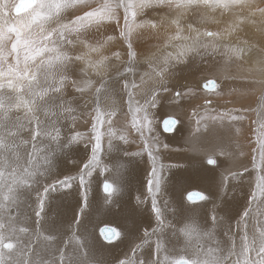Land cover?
<instances>
[{
    "label": "bare ground",
    "instance_id": "1",
    "mask_svg": "<svg viewBox=\"0 0 264 264\" xmlns=\"http://www.w3.org/2000/svg\"><path fill=\"white\" fill-rule=\"evenodd\" d=\"M96 1L98 3L103 2V0ZM254 2L257 6L264 7V0H254ZM121 10L124 12L122 8L118 9V15L122 14ZM172 10L173 9H170V11ZM195 11V16H197L196 20L190 16L192 10L187 12L189 23L193 28H199L201 32L205 30L214 32L222 31L234 22L239 24L237 30L231 33L226 39L220 41L215 50L223 54L220 62L225 65L226 69H229L231 61L226 54L227 50L225 45L245 47L244 42L247 41L248 46L245 47V51L240 57H236V59L239 64H246L249 78L251 80L246 86L254 81L256 84L254 89H257L259 86L263 87L260 83H257V81L264 79V76H261L257 71H249V69H254L256 61L264 56V33L261 31L264 18L257 14L253 17L256 21L255 24L247 21L240 23L237 18L241 15L247 16L248 13L246 10L241 12L239 9L233 11H222L221 9H217L215 12H211L209 9L201 7L195 9ZM71 12L73 11L66 9L62 13L63 22H67L71 19L67 18ZM173 16L174 13L170 17L165 16L164 13H162L157 17L150 18L149 20L156 21L167 20L169 25L164 22L161 27L156 30L142 28L138 29L133 34V50L135 51L137 58V54L141 53V41L143 39L148 40V38L152 37L153 39L160 41L162 45L155 50L153 55L160 53L162 54V57L166 56L168 53L176 56L179 48L174 47V45L179 46L191 42L172 40L169 43L168 37L175 35L176 32V26L170 23ZM204 16H211L212 19L203 20L202 22V17ZM182 19L181 23L187 22L184 17ZM106 22L108 23L107 31L101 36V39L106 40L99 42L103 43L107 41L108 37H114V39L107 41L105 48L103 49V54L109 56L113 61L112 64L108 66L106 74L103 76L104 81L113 80L112 75L118 62L119 66L127 65V54H122L123 48H127L123 45L126 41L124 39H119V31L117 30L118 26H115L114 21ZM140 22L142 21L137 18V23ZM96 29L97 26H92L81 38L88 39L89 37H92L94 33L91 30ZM73 35L75 34L73 33ZM182 35L188 37L194 36L195 33L190 32L188 27H186ZM212 39L213 38L201 36V46L198 47H202L204 50L206 47H203L202 45L208 44ZM88 40H90L91 43L97 42L91 39ZM257 42L259 45H257ZM65 46L71 50V55L73 57L80 54L82 51H86V49L82 48L78 42ZM259 46L260 50L258 48ZM112 52L120 53L121 58L119 61H116L111 57ZM153 55L148 54L143 58L150 62ZM184 57H186V55ZM92 58L94 60L97 59V54H92ZM75 66L76 63L75 60H73V62L69 63L67 68L69 75L67 85H70L71 87V81L75 79L85 78L98 82L95 80L101 78L92 71H89L87 76H85L84 72L81 71V68L84 66L83 62L78 65L77 69H75ZM183 67L184 65L182 63H176L170 68L167 67V71L164 73L163 78L164 76L169 75V73L172 74V77L177 76L176 74L179 70H182ZM168 68L170 69L169 71ZM233 72L234 71H229L230 75L223 72V77L219 79L218 83L217 80H214L216 82L215 88L218 87L219 93L221 92L219 88L223 87V89H221L223 90L222 93L225 90L224 81H227L228 83L233 82V79L230 78ZM122 74H126L128 80L132 83L133 79L131 74L125 73L124 71ZM194 74H196V68L193 70L191 77L187 78L193 85L196 84L195 82H192L194 81ZM158 80V85L165 86L161 78L158 77ZM208 81L213 80L202 81L200 83V88H203V90L214 91L215 88L210 89L205 87ZM175 85L176 84H173L171 89H175ZM107 87L108 90H114V84L107 85ZM160 88H162V86H160ZM73 90H75L74 87H72V90H64L63 96L73 109L76 106L75 100L79 101L80 104L77 105V109L82 113L81 117L75 119L72 112L71 115L65 116L59 120L57 124V127L60 129L59 144L48 140L44 141L49 147V159L51 161V163L46 166L45 174L36 177V182L32 185L31 189H22L19 193L16 205L10 209L14 215H18L21 226L29 229V233L25 234L23 237L24 240L35 241L31 257L34 264H39L40 261H53L58 259L57 250L61 248H64L66 253H73L81 242L84 247L80 251L88 253V260L91 264H119V261L121 260H131L134 264H140L141 261H143L144 264H152V262L157 259L162 261L166 254L178 257L179 255L186 254L185 250H187V253H191L197 244L205 249L212 248L217 250L216 254L219 257H228L229 253L233 251L234 243L235 255L230 257L231 264H234V261L237 258H242L239 254L242 251L245 232L243 227L244 222L241 220V217L244 211L249 209L251 193L255 190L258 177H264L262 175L264 174V160L261 158V148L260 146L258 147V151L255 153V156L250 157L249 162L248 156L246 157V124H248L246 118H248L249 115L248 113L238 114L236 111H233L234 109H225L227 115L207 112V116L201 122L203 127L202 132H194L191 126L192 124L186 121L185 116L187 115L188 107L195 104L194 102L191 103L192 98L187 99L184 96H182L180 104L166 107L165 105H161L165 96L160 95L156 98L154 103L152 102L142 110L143 117L146 112L148 121H150V123H145V127L148 128L149 131L156 127V118L167 114L168 116L176 115L180 122L182 121L187 125L185 128H180L171 134L169 133L172 130L164 131L163 133L161 124L162 118L158 125L162 131H160L162 134L159 132L161 137H158L156 132L153 134L152 143L155 146L159 145L155 141V138H157L158 141L161 140V147L173 146L180 152L176 150L175 155H173L172 152L168 155L159 152L158 156L156 151L150 150L151 148L149 149L146 145L147 149L138 152V150H136L138 146L137 142L134 141L133 145L130 144L132 143L133 138L130 139V137H125V139H120L121 136H124L125 131H120L116 125L115 128H111L105 132V135L101 140L103 144L102 150L99 153V159L103 160L102 165H107L110 170L107 175L109 176L108 178L111 179L114 189L111 192V195L107 194L104 189L103 191L107 195L104 196L101 193H98V188L101 187L103 183L102 181L99 184L100 177L98 180H93L89 175L85 178L84 186H81L79 176L78 181H75V179L72 180L71 188L65 189L59 184H56L55 190H50L47 194L44 211L41 212L40 217H37L35 212L39 210L38 193H43L44 186L54 184L56 181L62 180L66 176L69 177L74 169L79 171L86 159L90 156L89 154L92 152V147L94 145V142H92L91 146L84 145L85 142L83 140L77 139L68 147H64V145L68 144V141L75 136L76 121H83L84 124L79 127L83 126L82 128L86 129L88 126V123L84 121V119L87 118L84 108L89 107V103H84L81 99L84 98V96L82 94H74ZM140 90L142 89L140 88ZM247 91L248 90L242 92L239 91L240 95L237 97L243 98L240 100L239 104L242 105H240L241 107L245 108ZM143 94L146 95L147 93L143 92ZM210 94L214 93L210 92ZM218 94L215 95L216 99H218ZM248 94L253 96V98H250L247 101L248 105L251 106L254 104L253 110L258 117V126H261V123L264 120V116L262 117V114H264V90H249ZM67 95H70V97H66ZM74 96L75 98H72ZM88 96L89 94L86 96L87 99ZM116 105L119 106L118 103ZM153 105L157 107L155 112H153V110L150 111ZM117 106L111 104L112 109L116 112L118 111ZM132 107L133 104H129L130 110ZM216 110L217 112L223 111L225 114L224 109L220 110L216 108ZM212 117H215L216 119H212ZM40 118L41 120L45 119L43 114H40ZM116 118L120 124L117 115ZM89 129L92 131V125L89 126ZM110 132L114 133V135H110ZM22 135L25 139L29 138V133L27 131L23 132ZM262 136L264 137V134ZM260 141L258 145H260ZM109 142H111V147L109 146ZM28 150H31L30 147ZM163 150L164 149H162V151ZM189 150L190 152L188 153ZM133 152L136 154L133 155V158H129L132 156L130 154ZM220 152H223L224 155H220ZM149 153H151V155ZM210 154H216L219 157H216L217 165H215V167L206 165V158ZM138 158L145 161L147 165L146 168H149L152 164L156 169V173H161L160 176L162 174L164 175L159 178L160 185L165 181L163 183L164 188L161 187V190L163 188V191H158L160 200L156 196L154 184L152 185V191H149V181L153 180V172L150 173L152 174L151 176L147 173L142 177L136 175L137 171L134 169L142 170V165H144L140 160H136ZM119 159H126V162L122 165H129L128 167L125 166V168L133 181L138 182V178L140 179L141 185L138 187L140 189L139 191H136L135 184H132L128 189H125L118 183L116 180L117 177H114L115 172H121L119 166H117L119 163L117 160ZM160 159H163L166 163L162 162L158 166L155 164V161H159ZM167 161L177 165H183L184 167H166ZM232 173H235L236 175L233 176ZM94 185L98 188H95ZM190 189H200L208 199L196 206L188 205L185 200L189 193L186 194V192ZM148 191L150 192L152 202L155 197L159 209V205L164 202L160 211L162 219L168 222L171 226L170 229L165 232L166 234L161 232L157 236V241L162 244L164 249L159 256H157L156 253V244L154 245L151 241L147 243L143 242L145 239V230L149 233L153 232L151 229L157 222L156 215L154 214L155 220L154 218L150 219L149 211L146 209V206L148 205ZM160 193L163 195L161 196ZM142 199L144 206H140L141 211L137 216L135 201L137 200L139 202ZM258 203L259 202L257 201L251 204L249 217L258 215L256 211ZM260 211H264V204L260 205ZM151 212L153 215V210ZM213 215L217 218L215 224L211 219ZM260 219L264 220V216H261ZM100 223H105V225H102L101 227L107 226L106 223H112L114 227H116L120 235L115 242L107 244L103 239L102 241L100 240L101 236L99 231L101 227L99 229L97 227ZM186 223H195L201 233L199 240L194 237L191 244H189L185 237L178 231L179 228L183 227ZM247 225L250 227V231H252V224L247 223ZM154 229H157V231L152 237L156 236L160 230L158 224ZM248 231L247 228V232ZM205 233H209L210 235H205ZM45 235H53L56 239L53 242L46 241L43 239ZM37 236L40 237L39 241H36ZM74 236L79 237V242L73 239ZM152 237L150 236L148 241ZM65 242H68L67 247H65ZM137 245H141V247L137 248ZM134 249L138 252L134 253ZM126 255H128L127 258ZM251 255L253 260L258 259L255 252Z\"/></svg>",
    "mask_w": 264,
    "mask_h": 264
},
{
    "label": "snow or ice",
    "instance_id": "2",
    "mask_svg": "<svg viewBox=\"0 0 264 264\" xmlns=\"http://www.w3.org/2000/svg\"><path fill=\"white\" fill-rule=\"evenodd\" d=\"M93 0H0V264H34L31 259L33 253V245L35 241L24 240V235L29 233L27 227L21 226L18 215L11 212V208L16 205L19 193L22 189H31L36 182L38 175L45 174L46 166L51 163L49 159V147L44 143L45 140L59 144L60 129L57 127L59 120L65 116L71 115L74 109L70 103L64 99L63 92L69 81L67 68L69 63L82 61L83 67L81 71L87 76L89 71L95 72L101 79L94 82L91 79L82 78L80 80H72L71 85L77 93L82 95L91 94L94 98V111L96 115L93 117L94 123L92 130L96 133L94 139L95 144L92 147V156L88 163L84 164L79 177L81 186L85 184V175L91 174L93 166L99 163V152L102 150L101 134L98 132L97 125L103 126L101 112V99L106 97L108 87L103 80L106 70L112 59L103 54V49L107 41H111L114 37H108L107 41L90 43L86 38L82 39L89 28L93 25L99 27L105 21H116L119 23L120 17L118 9L124 10V26L120 31V36L127 43V56L129 63L121 65L125 73L134 72L132 61L136 58L133 50L132 36L142 28L158 29L165 22L164 20L142 21L137 23V17L141 15L146 8L167 7L174 9V16L170 23L176 26L175 35L168 37L169 43L172 40L191 41L184 43L178 47L175 59L183 58L187 53L195 51L200 45V37L206 36L213 38L203 47L216 48L218 43L226 39L231 33L235 32L239 27L238 23H233L222 31H200L199 28H193L188 25L190 32H194V36H183L184 29L181 27V20L185 13L189 10L206 8L211 12L217 9L222 11H233L235 9L247 11L248 15H241L237 19L240 23L251 22L256 23L253 19L257 14L264 18V7H259L254 0H103L92 7ZM69 8H79L82 15H76L74 19L63 22L62 13ZM14 14V15H13ZM211 16L202 17L203 20H210ZM264 33V21L261 27ZM75 34L73 39H69L71 34ZM79 43L86 51H82L75 57L68 54L62 47L63 43L69 45ZM245 47L248 42H244ZM226 54L229 57H240L245 51V47L228 46ZM97 54V59L92 58V54ZM111 57L116 61L120 60L119 52H112ZM173 55L168 53L162 59V66L153 69L157 77L163 78L167 71V65ZM151 66V65H150ZM118 73L119 68L115 69ZM249 71H257L264 76V56L256 61L254 69ZM143 79V78H141ZM264 86V79L257 81ZM98 84V86H97ZM163 86V85H161ZM124 87H128L125 82ZM133 88L139 87L132 84ZM206 88H215L216 82L208 81ZM165 90H167L165 88ZM130 98H131V94ZM180 93H177L179 96ZM153 103L155 96L153 95ZM142 108H137L139 112ZM40 114H43L44 120H41ZM109 116L115 115V111L108 112ZM212 119H216L212 117ZM112 123L111 120L108 121ZM145 123H150L147 114L142 120H137L133 116L132 125L137 128L143 135L142 127ZM176 121L169 119L164 122L165 128H171ZM200 121H197V129L199 132ZM207 127V126H205ZM264 129V124H261ZM29 133V138L25 139L23 132ZM239 131V130H237ZM114 135V133H109ZM80 133L72 137L68 144L75 142ZM120 139H125L121 136ZM111 147V142H109ZM30 147V151L28 150ZM261 158L264 160V140L260 141ZM23 151V154H22ZM151 155V153H149ZM220 155H224L220 152ZM209 164H216L217 161L211 156L207 161ZM156 175V169L153 168V176ZM235 176V173H232ZM74 177H64L62 180L56 181L51 185L43 188V193H38V208L35 212L37 217L41 216L44 211L45 199L50 190H55L56 184L62 188H71ZM158 189V182H157ZM104 190L111 195L114 190L113 186L105 183ZM149 191H152V181H149ZM190 202L197 200L203 201L208 199L203 193H190L187 197ZM86 200V197H85ZM259 202L257 205V219L253 226V232L249 237L247 232V218L250 215L251 204ZM264 204V177H258L255 190L251 193L249 209L245 210L241 220L244 222L243 247L239 254L242 258H237L234 264H264V220L260 217L264 216V211H260V205ZM152 210L156 214L158 228L164 225V220L160 209L157 207L155 197L153 198ZM213 223L216 222V216L211 217ZM157 229H153L150 234L147 230L144 232V243L148 242V238L154 235ZM191 244L195 237L199 240L201 233L195 223H186L178 230ZM101 235L111 243L114 238H118L120 233L116 228L105 227L101 229ZM205 235H210L205 233ZM40 237H36L39 241ZM44 240L53 242L55 236L45 235ZM73 239L79 242V237L74 236ZM68 242H65L67 247ZM83 243H79L78 248L73 253H66L64 248L58 249V259L53 261H40L39 264H91L88 260V253L81 252ZM141 245H137V248ZM235 244L233 243V251L228 257H219L217 250L212 248H203L199 244L191 253L177 256L164 255L163 260H155L152 264H231L230 257L235 255ZM162 244L157 241V256L163 251ZM255 252L258 259H252V253ZM119 264H134L132 261H119ZM140 264H144L143 261Z\"/></svg>",
    "mask_w": 264,
    "mask_h": 264
},
{
    "label": "rangeland",
    "instance_id": "3",
    "mask_svg": "<svg viewBox=\"0 0 264 264\" xmlns=\"http://www.w3.org/2000/svg\"><path fill=\"white\" fill-rule=\"evenodd\" d=\"M97 3L98 2L96 0H93V3L91 6L95 7ZM69 9L72 10L73 12H71V14L67 17L68 19L69 18L73 19L75 15H82V10L79 8H69ZM174 11H175L174 9L172 11H170V9L167 7H164L163 9H161V8H146V9H144L143 13L141 15H139L137 18L140 21H145V20H149L150 18L157 17V16L161 15L162 13H164L165 16L170 17L173 15ZM195 12H196L195 9H193L192 13L190 14V16H192L194 18V20L197 19V16H195ZM123 16H124V12L122 11V14L119 15V17H120L119 23L117 24L116 21H114L115 26H118L117 30L119 31V39H123L120 36V31L123 29V26H124ZM184 19H186L187 22L186 23L182 22L181 27L185 30L186 27H188V25L190 24L187 12L185 13ZM164 21H165V23H167L169 25V22H167V20H164ZM93 26H95V25H93ZM107 26H108V23L105 21L102 25L97 27L96 30H91L94 33V35L92 37H89L88 39H91L94 41L106 40V39H101V36H102V34H104L107 31ZM74 37H75V35L71 34L69 36V39H73ZM82 39H84V38H82ZM88 41L91 43L90 40H88ZM65 45H69V44L64 43V44H62V47L64 48L65 51L68 52L69 55H71V50L69 48H67ZM123 45H125L127 47L126 42H124ZM141 45H142V47L140 49L141 53L137 54L138 58L136 56L135 60L131 62L133 67H134V72L129 73V74H131L132 79H133L132 83H130L126 74H122V72L124 70H123V67L119 66V62L117 63V67H116V68L120 69L119 73L115 70L113 75H112L113 80L105 81L107 85L114 84V90H108L107 96L102 97V99H101V112L104 113V115L102 116L103 126L97 125V129H98L99 133L101 134V137H103L105 135V132L107 130H109L111 128H115L117 125V127L120 131H122V130H123V132L125 131L124 137H130V139L133 138L132 143H130L131 145L134 144V141L137 142L138 146H137L136 150H138V152L142 151L143 149H147V147H148L149 149L151 148L150 150L156 151L157 155L159 154V152L166 153V155H168L170 152H172L173 155H175L176 150L178 152H180L177 148H175L173 146L161 147L162 146L161 140L158 141L157 138H155L156 140L155 139L154 140L159 145L155 146L152 143V138H153L154 132H156L161 137V135L159 134L161 129L159 128L158 125H159V122L162 118L163 119L161 120V124H163L164 120L167 118H172V119L177 121L176 127L169 134L176 132L180 128H185L187 125L184 124L182 121L180 122L179 119L176 117V115L175 116L174 115L168 116V114H167L165 116L156 118V122H155L156 127L150 131L148 130V128L145 127V124H144V126L142 127L143 135L141 134L140 131H137V128L133 127L132 121H133V116H135L137 118V120L143 119L142 110L137 112L136 109L137 108L143 109L146 106L150 105L153 101V95L155 96V100L160 95L165 96L163 98V103L161 105L162 106L165 105L166 107H170V106L180 104L181 100H182V96H184L187 99L192 98L191 103L194 102V104H195V105H191L188 107L187 115L185 116L186 121H188L189 123L192 124L191 126H192L194 132L196 131V129L198 127V125H197L198 120L200 121L199 132L200 131L202 132L203 127H202L201 122L207 116V114H206L207 112H214V113H219L222 115H227L226 110L229 108V109H234L233 111H236L238 114L239 113H248L249 117L246 118L247 122H248V124H246L247 125L246 126L247 127V131H246V136H247V139H246V157L248 156V161L250 162V157L255 156V153L258 151V147L260 146V145H258V143H259L260 139L264 140V137L262 136L264 134V129H262L261 126H258V122H257L258 117L253 110L254 104H252L251 106L248 105L247 101L250 98H253V96H250V94H248V91L249 90H257V89L264 90V86L263 87L259 86L257 89H254L256 87V84L254 83V81H252L253 83H251L250 85L246 86V84L251 81L249 78L248 70L246 68V64H239V62L236 59V56L229 57V59L231 61L230 62V68L226 69L225 65L220 62L221 58L223 57L222 53H220L219 51H216L215 49H212L210 47H206L204 50L202 47H198L195 51H191V52L187 53L186 57H183L179 60L175 59L174 58L175 56H173V59L169 61L167 67L170 68L171 66H173L176 63H182L184 65V67L182 70L178 71V73L176 74L177 76L172 77V74H170V73H169V75L164 76V78H162V80H163L165 86H162V88H160L161 85L160 84L158 85L159 80H158V77L154 74L153 69L155 68V69L159 70L158 66H162L163 57H162V54H160V53L157 55H153V53L155 52V50L160 45H162V43L160 41L155 40L152 37H150V38H148V40L143 39L141 41ZM257 45H259L258 42H257ZM258 48L260 50V46ZM133 49H134V47H133ZM207 49H208V51H207ZM125 53L127 54V48L124 47L122 54H125ZM148 54L153 55L150 62H148V60L143 58V57L147 56ZM138 60H139V62H138ZM81 62L82 61H75V63H76L75 69L78 68V65ZM126 63L127 64L129 63L128 56H127V62ZM169 68H168V71L170 70ZM195 68H196V74L193 75L194 81H192V82H195L196 84L193 85L190 83L191 81H189L187 78L191 77L193 70ZM229 71H234L230 76V78L233 79L232 80L233 82L232 83H228L227 81L223 82L224 88H225L223 93H222L223 90H221V89H223V87L219 88V90L221 91L220 93L218 91V87L215 88L214 91L203 90V88H200V83L202 81H206V80H215L216 81L217 80V83H218L219 79L221 77H223V72H226L229 74ZM141 78H143V79H141ZM228 78H229V76H228ZM100 79L101 78H98L95 81H99ZM75 80H80V79H75ZM125 82L128 83L127 88L124 87ZM133 83L137 84L139 87L133 88L132 87ZM173 84H176L175 89H171V86ZM189 84H190V86H189ZM140 88L142 90H140ZM165 88L167 90H165ZM64 90H72V87L70 85L66 84ZM245 90H248L246 92V108L241 107L242 105L239 104L240 100H242L243 98H237L240 95L239 91L242 92ZM73 92H74V94L80 95V93H77L75 90H73ZM143 92H145L147 94L145 95V94H143ZM210 92H212L214 94H210ZM177 93H180V95L177 96ZM129 94H131V98H130ZM216 94H218V99L215 98ZM83 96H84V98H81L82 101L84 103H86V102L89 103V107L84 108L85 113L87 115V118L84 119V121L86 123H88V126L86 129L82 128L83 126L79 127L80 125H83L84 123H83V121H80V120L76 121L75 136L77 133H80L81 135L77 139L83 140L85 142L84 145H88V146L90 145L91 146L92 142H94V144L96 142L94 139L96 133L93 132V130L91 131V129H89V126H91L94 123L93 117L96 115V112L94 111V107H95L94 102H93L94 98L91 94H89L88 99L86 98L87 95H83ZM66 97H70V95H67ZM72 98H75V96ZM111 102H113V103H111ZM75 103H76V106L74 107L73 114L75 116V119H78L79 117H81L82 113L77 109V105L80 104L79 101L75 100ZM117 103L119 106L116 105ZM111 104H115V106L118 107L117 112L114 110L115 115H113V116L108 115V112L113 111ZM129 104H133V107L131 110L129 109ZM216 108H218L220 110L224 109L225 114L223 111L217 112ZM156 109H157V107L153 105L150 111L153 110V112H155ZM116 115L120 120V124L116 118ZM263 116H264V114H262V117ZM197 117H199V118H197ZM109 120L112 121L111 124L108 123ZM195 120H197V121H195ZM262 123H264V120L262 121ZM145 129H147V130H145ZM162 129H163V127H162ZM164 131H166V130L163 129V133H164ZM146 132H148L149 134L148 133H147L148 135L145 134ZM132 134H134V135H132ZM163 135H165V134H163ZM143 136L145 139L143 138ZM101 144H102V142H101ZM143 147H145V148H143ZM159 149H160V151H159ZM162 149H164V150L162 151ZM189 152H190V150L188 151V153ZM135 154L136 153L133 152L130 155L133 156ZM89 155L90 156L86 159L84 164L89 162V160L92 156V152H90ZM214 157L219 158L216 154H214ZM84 164H83V166H84ZM102 164H103V160L99 159L98 165H95L92 167L90 177L93 180H98L100 177L99 184L103 181L101 187L98 188L96 185H94V186H95V188H98V193H101L102 195L105 196L109 193H107V194L104 193L103 184L105 181H111V179L108 178L109 176L107 175V173L110 171L108 166L105 164L104 165H102ZM206 165H208L210 167H215V165L212 166V165H209L207 163H206ZM83 166L80 168L79 171L74 169V171L70 173L71 175L69 177H74L75 181H78V177L81 174V170H82ZM178 166L184 167L183 165H177V164L171 163L170 161H167V164H166V167H178ZM87 176H89V175H85V178ZM158 179L159 178L156 177V181L158 182V189H157V183L155 181L154 190H155L157 198L160 200L158 191L161 190V185H160ZM111 183H112V181H111ZM93 184H94V182H93ZM191 191L203 193L200 189H190L186 192V194L188 192L190 193ZM160 195L162 196L163 194L160 193ZM187 197H188V195H187ZM142 201H143V199L140 200L138 203L139 208L135 207V209L137 210V216H138V213L141 211V207L144 206ZM203 201L198 200V201H196V203H193V202H190L187 198L185 200V202L188 205H192V206H196L197 204L202 203ZM150 202H151V204H150ZM152 203L153 202L151 201L150 192H149L148 205L146 206V209L149 211L150 219L154 218V220H155V216H154L155 213H153V215H152V212H151L152 211L151 210L152 209ZM163 203L159 205L160 211H161ZM256 219H257V215L256 216H250L247 219V223H251L252 226H254L256 223ZM157 224H158V222H156L155 226H153L151 231L157 226ZM102 225H105V223L98 224L97 225L98 229ZM106 225H107L106 227L116 228V227H114V225L112 223H109V224L106 223ZM252 226H251V228H252ZM170 227H171L170 224L164 220V225L160 228L157 235L153 236V237L151 235L152 238L148 242L151 241L155 245L156 241H157V236L161 232L165 233L167 230L170 229ZM248 230H249L248 235L251 236L252 232H253V228H252V231H250V227H248ZM99 233H100V231H99ZM97 234H98V232H97ZM100 236H101L100 240L102 241V239H103V241L107 244H111L117 240V238H114L113 241L111 243H109L107 240H105L103 238L101 233H100ZM133 252L135 253L138 251L135 250ZM128 255H126V258ZM128 261H131V260H128Z\"/></svg>",
    "mask_w": 264,
    "mask_h": 264
},
{
    "label": "crops",
    "instance_id": "4",
    "mask_svg": "<svg viewBox=\"0 0 264 264\" xmlns=\"http://www.w3.org/2000/svg\"><path fill=\"white\" fill-rule=\"evenodd\" d=\"M176 127V125L173 127V129ZM172 129V130H173ZM158 137H159V135L158 134H156ZM141 156V155H140ZM212 157L213 159H215L216 161H217V158L216 157H214V154H210V155H208L207 156V158H206V162L208 161V158L209 157ZM134 156H130L129 158H133ZM142 157V156H141ZM137 161L138 160H140V162L141 163H143L144 165H142V170H139V169H134L135 171H137L136 172V175H138V177H142L144 174H149L150 176L152 175V174H150L151 172H153V165L151 164L150 166H149V168H146L147 167V165H146V163H145V161L144 160H142V159H140V158H138V159H136ZM117 162H119L118 164H117V166H119V168H120V170H121V172H115L114 173V177L116 178V180L118 181V183L122 186V187H124L125 189H128L132 184H135V187H136V191H139L140 189L138 188V187H140V185H141V182H140V179L138 178V182H135V181H133L132 180V177L130 176V174H128V172H127V170H126V168H125V166H129V165H122V164H124L125 162H126V159H119V160H117ZM162 162H165L163 159H160V161H155V164L156 165H158L159 166V164H161ZM166 163V162H165ZM207 164H209L208 162H207ZM115 165H116V163H115ZM209 165H217V163L216 164H209ZM119 173V174H118ZM160 174L161 173H156V177H158V178H160V177H163L164 175L162 174L161 176H160ZM263 176H264V174H262ZM155 177V178H156ZM153 178V180H154V182H153V180H151L152 181V185L155 183V178L154 177H152ZM159 180V179H158ZM165 181H163V183H164ZM105 183H109V184H111V185H113L112 183H111V181H105L104 182V184H103V187H104V185H105ZM125 183V184H124ZM156 183H157V181H156ZM163 183L161 184V187H163ZM164 188V187H163ZM163 188H162V190L161 191H163ZM192 192V191H191ZM195 192V191H194ZM197 193H200V192H197ZM139 202L136 200L135 201V207H138L139 208V204H138ZM194 203H196V202H194ZM103 227H106V226H103ZM102 227V228H103ZM101 230V229H100Z\"/></svg>",
    "mask_w": 264,
    "mask_h": 264
},
{
    "label": "water",
    "instance_id": "5",
    "mask_svg": "<svg viewBox=\"0 0 264 264\" xmlns=\"http://www.w3.org/2000/svg\"><path fill=\"white\" fill-rule=\"evenodd\" d=\"M207 83H208V82H207ZM212 89H214V88H212ZM169 119H172V118H167V119L164 120V122H165L166 120H169ZM175 121H176V120H175ZM164 122H163V124H162V127H163V129L166 130V131H170V130H172L173 127H174V126L176 125V123H177V121H176V123H175L174 125H172L171 128H167V129H166L165 126H164ZM103 189H104V187H103ZM104 191H105V190H104ZM190 193H197V192H190ZM190 193H189V194H190ZM189 194H188V195H189ZM197 201H198V200H197ZM103 228H105V227H103ZM103 228H101V229H103ZM100 233H101V230H100ZM102 236H103V235H102ZM103 238H104V236H103ZM104 239H105V238H104ZM105 240H106V239H105Z\"/></svg>",
    "mask_w": 264,
    "mask_h": 264
}]
</instances>
